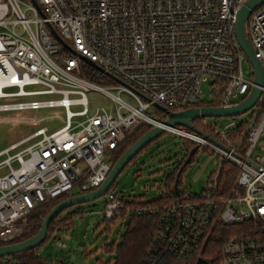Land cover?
I'll list each match as a JSON object with an SVG mask.
<instances>
[{
	"label": "built area",
	"instance_id": "1",
	"mask_svg": "<svg viewBox=\"0 0 264 264\" xmlns=\"http://www.w3.org/2000/svg\"><path fill=\"white\" fill-rule=\"evenodd\" d=\"M247 1L0 0V113L62 107L67 121L52 133L38 128L0 151V246L24 240L26 220L43 204L98 189L127 135L140 124H162L148 114L153 103L181 111L244 101L254 71L235 24ZM246 35L264 73V4L250 14ZM83 57L128 86H95ZM261 90L247 121L218 118L228 121L215 129L203 123L215 134L208 137L224 147L185 127L166 126L215 153L218 162L201 193L179 191L170 205L128 209L160 216L151 257L166 250L184 263L210 239H222L220 264H264V145L258 144L264 139V82ZM92 91L110 99L107 105L92 107ZM226 166L236 169L227 192L221 187ZM108 193L103 215L110 222L130 199ZM3 261L17 264L13 255Z\"/></svg>",
	"mask_w": 264,
	"mask_h": 264
},
{
	"label": "rangeland",
	"instance_id": "2",
	"mask_svg": "<svg viewBox=\"0 0 264 264\" xmlns=\"http://www.w3.org/2000/svg\"><path fill=\"white\" fill-rule=\"evenodd\" d=\"M82 68L87 72L98 73L95 83L93 82L95 86L111 90L119 87L117 80L102 75L88 62L84 61ZM244 68H248L247 62L244 63ZM203 90L204 96L208 99L210 89L207 83L204 84ZM124 97L128 95L124 94ZM47 98L48 96H43V99ZM88 99L92 107L99 104L107 105L110 100L96 91L89 93ZM71 110L78 111L81 108L72 106ZM148 114L156 119L161 118V114H158L155 108L150 109ZM249 116L250 113H245L236 118L238 121H247ZM204 119V123L213 129L228 121L218 118ZM66 122V112L62 107L25 112L20 116L0 113V151L38 128L46 127L49 133H52L62 128ZM186 143V140L178 135L164 133L127 165L109 192L115 191L120 197L126 198L142 196L152 201L162 198L165 194L166 177L182 162L186 154ZM258 144L264 145V139ZM113 160L112 157L108 159L111 166L114 165ZM217 162L215 153L199 148L182 175L180 191L187 190L192 193L204 191L216 170ZM109 198L110 194L107 193L89 203L76 205L56 219L54 224L56 228L60 227L58 232L53 236L50 233L47 241L37 251L46 264H109V262L112 264L114 253H106L105 246L114 242L116 245L120 243L128 218L120 216L115 225L111 226L104 222L103 211ZM92 219L96 220L93 225L90 224ZM27 222L28 219L24 224L25 228ZM66 242H69V249L59 250V246L65 247Z\"/></svg>",
	"mask_w": 264,
	"mask_h": 264
},
{
	"label": "trees",
	"instance_id": "3",
	"mask_svg": "<svg viewBox=\"0 0 264 264\" xmlns=\"http://www.w3.org/2000/svg\"><path fill=\"white\" fill-rule=\"evenodd\" d=\"M86 73L89 75L87 76L89 80L95 83V79L98 73L92 71ZM173 111H180V110H173ZM157 113L161 114L160 120L161 122H164L167 117L159 110H157ZM204 122L205 119L200 118L195 120L194 124L198 129L208 134V136L210 135L212 137H215L214 132H212L211 130H209V128L207 129L204 126L203 124ZM152 128L153 126L149 124H143L140 126L138 125V127H136L132 133L128 134L126 140L115 151H113L114 154L112 155V157L114 158L113 160L114 164L119 159V157L124 152H126V150L135 141H137L142 135L150 131ZM186 142H187L186 154L182 162L178 164V167L174 168L173 172L166 177L165 194L163 195L162 198H159L157 200L155 199V201H152V200H147L141 196V197H137V199L141 201L138 202V200H135L136 203H133V197H128L130 201L126 203V209L123 210L121 213L122 218H126V217L128 218V223L125 225V232L120 238L121 241L117 245L114 242L112 244H106L105 246L106 253H110V254L114 253V259L112 260V264H195L199 258L204 259L205 264H220L219 248L223 243L222 239H218V240L210 239L199 249V251L189 261H186L184 263H182L175 254L170 253L166 250H161V253L155 255L156 257H151L153 256L151 254L152 250L154 248L156 249L155 238L157 236V231L159 228L158 222L160 216L153 214L149 215V214L128 213V209L131 207L133 208V205L142 206V204H146V203L148 204L158 203L162 205H170L174 201V199L177 196L174 189L177 174L182 168V165H184L191 150L196 147L195 143L191 141H186ZM196 154L197 151H195L194 156ZM188 165L184 168L180 176L179 189L181 185L182 175L185 169L188 167ZM235 175H236V169L232 166H226L225 170L222 172L221 187L226 188V192L231 188ZM67 198L68 197L58 198V200L43 204L41 207L35 210V212L32 215H30L28 218L29 222H27V228H24L25 229L24 239H28L35 236L41 228V224L43 222L44 216H46L47 213L57 203ZM143 201H145V203ZM56 219L52 221L49 227V234L54 232V230L56 229L54 224ZM117 219H114L110 222L105 220L104 222H106L109 226H111L113 224L115 225ZM38 250L39 248L20 253L18 255L16 254L13 256L17 260V264H46L43 258L38 254L37 252ZM0 264H4L3 258H0Z\"/></svg>",
	"mask_w": 264,
	"mask_h": 264
},
{
	"label": "water",
	"instance_id": "4",
	"mask_svg": "<svg viewBox=\"0 0 264 264\" xmlns=\"http://www.w3.org/2000/svg\"><path fill=\"white\" fill-rule=\"evenodd\" d=\"M264 4V0H248L239 10L236 24H235V34L236 39L241 47L242 51L246 55L250 66H252L254 71V86L252 87L249 96L242 101L241 103L231 107V108H222L221 107H195L181 110V111H170L169 109H165L162 105L158 103H153V106L161 111L167 118L164 122H162L161 125L154 126L150 131L146 132L144 135H142L137 141H135L127 150L124 152L119 159L115 162L113 165L107 179L105 182L96 190L79 194V195H73L71 197H68L67 199H64L57 203L48 213L46 216H44L43 222L41 224V228L39 232L28 239L22 240L20 242H17L15 244L11 245H5L0 246V258H4L5 256L9 255H18L23 252H27L33 249L40 248L45 241L49 238V227L53 220H55L61 213L66 211L69 208H72L76 205H82L85 203H89L91 201H94L96 199H99L100 197L105 196L111 189V187L114 185V182H116L118 176L122 173V171L133 161V159L140 154V152L146 148L149 144L154 142L156 139L161 137L164 133H166V126L167 127H176L181 126L185 127L205 138H208L213 143L217 144L218 146L224 147L220 143H218L216 140L208 137L203 131L198 129L194 121L200 118H229V117H237L240 115H243L250 111L252 107H254L258 100L261 97L262 90L261 87L264 82V73L263 68L260 63V61L255 56V53L253 52V47L251 43L249 42V39L246 35V23L248 21V18L250 14L252 13L253 9L259 7L260 5ZM51 32L54 33L55 37L63 44H65L64 40L60 37V35L55 32V28L53 26H50ZM83 59L88 62L90 65H92L95 69L102 71V69L97 66L94 62H91L86 57H83ZM119 83L122 85H126L124 82L122 83L121 80L116 79ZM128 86V85H126ZM147 100H149L146 97ZM199 146H196L194 149L191 150L189 153L188 158L186 159L184 165H182V168L177 174L176 182L174 185L175 193L179 194V179L180 176L184 170V168L191 162L195 151H198ZM95 219H92L91 225L95 222ZM60 249H69V242H66L65 247H60ZM195 264H205V260L202 258H199Z\"/></svg>",
	"mask_w": 264,
	"mask_h": 264
},
{
	"label": "flooded vegetation",
	"instance_id": "5",
	"mask_svg": "<svg viewBox=\"0 0 264 264\" xmlns=\"http://www.w3.org/2000/svg\"><path fill=\"white\" fill-rule=\"evenodd\" d=\"M152 143H153V142H152ZM152 143L149 144V145H152ZM149 145H148V146H149ZM141 152H142V151H141ZM113 154H114V153H113ZM113 154H112V155H113ZM115 154H116V153H115ZM176 167H178V166H176ZM65 212H66V211H64L63 213H61V214L59 215V218H60V216H61L62 214H64ZM59 228H60V227L57 226V228L54 230V232L51 233V236H53L56 232H58Z\"/></svg>",
	"mask_w": 264,
	"mask_h": 264
}]
</instances>
